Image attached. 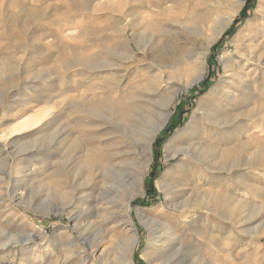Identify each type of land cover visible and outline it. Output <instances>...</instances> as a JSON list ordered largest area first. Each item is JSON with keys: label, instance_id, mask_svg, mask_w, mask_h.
Masks as SVG:
<instances>
[{"label": "rangeland", "instance_id": "1", "mask_svg": "<svg viewBox=\"0 0 264 264\" xmlns=\"http://www.w3.org/2000/svg\"><path fill=\"white\" fill-rule=\"evenodd\" d=\"M162 1L163 8H174L157 18L151 13L154 0H0V137L34 111L53 106L41 125L0 139V246L13 234L22 243H28L25 232L36 234L34 242L16 253L0 249V264H53L60 261L58 248L68 252L65 244L70 237L79 242L72 252L83 248L89 254L90 240L98 235L105 236L101 248L111 249L108 263L119 264L123 232L106 221L104 212L84 221L83 225L96 222L84 236L67 214L72 210L76 215L86 206L80 203L82 198L78 200L80 194L66 215L57 213L62 212L64 199L51 165L56 162L51 148L54 131L57 147L64 146L63 150L80 143V149L71 148L72 172L89 161L92 150H104L108 161L127 159L121 155L132 149L123 145L121 133L86 117L87 108L107 101L117 107L128 101L156 111L169 105L170 118L152 146L145 195L133 201L132 217L140 235L133 263L163 261L149 246V230L137 215L141 209L157 219L152 227L163 242L165 228L176 233V241L168 239L166 253L163 249L169 264H264V0H239L240 6L238 0ZM247 2L243 23L224 37ZM226 24L215 39V32ZM161 27L172 33L169 39ZM152 35L153 42L147 44ZM119 42L123 51H135L134 62L118 60ZM157 43L165 46L159 55L160 71L148 67L150 58L157 56ZM237 51L243 58L236 59ZM248 56L253 60L248 62ZM224 57L240 62H225ZM199 72L202 81L185 90ZM222 115L234 121L217 125L215 119ZM198 140L242 157L250 156L260 141L256 146L260 153L231 171L205 175L198 160L183 159L171 148V154L170 149L165 152L169 143L184 147ZM109 177L104 195L116 192L114 176ZM194 191L224 195L221 213L177 209ZM90 192L92 200L100 190ZM20 193L21 202L16 200ZM230 202L241 203L234 215ZM80 263L75 257L68 264Z\"/></svg>", "mask_w": 264, "mask_h": 264}, {"label": "bare ground", "instance_id": "2", "mask_svg": "<svg viewBox=\"0 0 264 264\" xmlns=\"http://www.w3.org/2000/svg\"><path fill=\"white\" fill-rule=\"evenodd\" d=\"M162 2H163L162 0H154V2L152 4L153 9L151 12L152 15H154V17H157V18L162 17L166 13V11L171 12L173 10V8H174L173 5L171 7H168V8H163L162 4H161ZM241 4H242V2L238 0L237 5L240 6ZM229 21H231V18L229 19ZM226 23H228V22H226ZM226 26H227V24L222 26L220 29H218L215 32V39L218 38L223 33ZM171 28H173V26H171ZM161 32H162V34L163 33L167 34L166 39H169L168 37L172 35V33L168 29L166 30L163 27H161ZM154 38H155L154 35L150 36L148 41H146L147 44L152 43ZM127 39L130 40L129 37H127ZM123 41H124V39H123ZM161 42L165 43L167 41H165V39H163ZM136 44L138 45V42H136ZM117 47H118V53H117L118 60H128V61L134 62L135 59H134L133 53H135V51L132 50L133 53L132 52L127 53V52L123 51L122 42H119L117 44ZM146 48H147V46L142 50H141V48H139V50H141L142 53H145ZM164 48H165V46L163 44H161V46H160V44L158 45V43H157L156 48H155L157 50V56H153L150 58V63L148 66L149 68H153L155 70L157 69L158 71H160L161 67H160L159 55H160L161 51L164 50ZM235 56H237L236 59L237 58L238 59L243 58L242 53H240L239 51L236 52ZM248 57H249L247 60L248 62L253 60L252 58H250V56H248ZM222 59L225 62H235V63L240 62V60L236 61V59H234V58H231L229 60V58L227 59L226 57H224ZM258 63H260V62H258ZM201 70H203V69H201ZM203 77H204L203 73L199 72L197 74V76L194 77L191 80V82L184 87V89L187 90V89L199 84L202 81ZM111 86L113 87V85H111ZM141 89H142V87H141ZM137 91H139V90H137ZM71 99H73V98H71ZM111 99H113V98H111ZM72 104H73V102H72ZM123 105L122 106L118 105V107H117L112 102H108V101H107V104H99L97 106H95L93 104V106L91 105V107H89V109L86 107L87 108L86 113L88 115L86 117H89L90 119H93V120L98 119V121L99 120L102 121L101 125H103V124L111 125L112 128H114L118 132H120L121 135L124 137L123 145L128 144L130 146V148L132 149L133 154H132V151H128V152H125L123 155H121L122 158L124 156H126L127 159L120 160V161H115V160L114 161H112V160L108 161V160H105L103 158L104 157L103 156L104 150L103 151L102 150H95V149H94L95 151L90 150L91 152H89L87 154V156L89 157V161L83 163V165H79L72 172V169L69 168L70 167L69 160L73 156V152H71V148H79L80 149V143H79V141L74 142V143L70 144L68 147H66L65 150H63V149H61V147L63 148L64 146H61L60 148L57 147L59 145L57 143L58 138H57L56 131H54L51 135V145H52L51 148H53L52 150H54V154H55L54 158L56 159L55 160L56 162H53L51 165H53V167H54V169H52V170H54L53 173L56 176V180H55L56 188L58 189V191L60 193L62 192L61 198L64 199V202L62 203L63 209L61 208L62 212L59 211L57 213L58 214L61 213V215H66V212L68 211V209L72 208L71 205L73 204L72 203L73 199L80 194L78 200L80 201L81 200L80 198H82L83 201L81 200L80 203L85 204L86 206H84L76 214L77 216L74 213H72V210H70L67 213L69 215V217L71 219H73L74 228L78 229V232L81 236L86 235L87 232H89V231L91 232V229L94 228L96 222L95 223L91 222L90 224L83 225L84 221H86L87 219H95L98 217L99 213L104 212L103 214H105L106 221H111V223H114V226H115L114 228H116V229L120 228L121 231L123 232V236H122L123 238L119 239V241H118L119 242L118 247L121 249V252H120L119 258L117 259V262L119 264H134L133 263V253L139 246L140 235L138 232V228L135 225L134 219L132 217L133 201L137 197H143L145 195L144 181H145V178H146V176L150 170V166H151L152 161H153L152 146L155 142L156 137L160 134V132L163 130V128L167 124V122L170 118V112L167 111L169 105H166V104L163 105V109H165V111H163V110L156 111V110H153L152 108L144 109L143 105H139L136 103L129 104L128 101H126V103H124ZM52 107L48 106V107H45L42 109H38V110L34 111L32 114H30L27 117H25L24 119H22L21 121L12 124L9 131L1 134L0 139L1 140L6 139L10 135H15V134H18L20 132L25 131L26 129L41 125L43 123V121L45 120V118L47 117L48 112L52 109ZM75 107H77V106H75ZM204 112H205V110H204ZM218 114H219V111H218ZM257 117H259V116H257ZM215 121H216L217 125L226 126V125H229L230 123H232L234 120H232V118H230V119L227 118L226 115L225 116L222 115L220 118L215 119ZM92 128H93V126H92ZM253 139L256 140L257 137H254ZM241 144H239V145H241ZM257 144H260V141H259V143L255 142L256 146H258ZM171 145H172V143L171 144L169 143L165 147L166 149L164 148L165 152L166 151L168 152V149L171 148L174 150V155H179L180 153H182L184 156L183 159L198 160L201 163L202 167L204 168L205 175H208L210 171L211 172L212 171H214V172L215 171H223V170L231 171V170L239 167L240 163H242L243 160L254 161L255 159H257L258 154L260 153L258 151L259 146L258 147L255 146V150H253V149L251 150V151H253V153L250 156L245 157V155H243L244 157H242V156H240V154H232L231 151L230 152L225 151V150L223 151L222 148H221L222 150H220V149L218 150L217 148H214L215 146H213V148H212V147H210L211 145H209L207 142H200L199 141V142H195L193 144H190L188 146L185 145L184 147H181L180 145L174 146L176 144H174L173 146H171ZM231 147H233V145ZM171 149L169 150L168 155H169ZM232 149H234V148H232ZM260 151H262V150H260ZM240 153H242V152H240ZM131 155L133 157H131L129 159V156H131ZM172 155H173V153H172ZM172 155H171V157H173ZM259 158H261V157H259ZM258 162H259V160H258ZM254 163H256V162H254ZM263 163H264V160H263ZM16 173H17V171H16ZM110 175L114 176L115 184L117 185L116 192L114 195H104V194H106V191H107V187H106L107 182L106 181L110 178L109 177ZM0 179H3V178L0 177ZM14 179H12V180H14ZM68 188L70 189L69 191L64 190V189H68ZM84 188H85V190H87L89 192L85 193V191H84V193H82V192L80 193V191H82L81 189L84 190ZM95 188L99 189L100 193L98 194V197L93 198L92 200H89L93 197V192H90V191L95 189ZM23 190H22V192H23ZM9 191H11V190H9ZM192 194H193V197L191 199H186L185 201H182V203L180 202V204L178 203L179 205L177 204L176 208L179 210L180 209L183 210V212L199 208V209H202L206 212H211V213L217 214V213H221V210L223 209V207L226 203V198L223 197L224 195L220 196L219 194H216L215 192H211V191L210 192H203V191L195 192L194 191V193H192ZM16 200H19L20 202L23 201L24 200V193L17 194ZM94 202H95V205L93 204ZM228 202H229V200H228ZM239 204H241V203H239V202L238 203H231V205H230L231 211L230 212L232 213L237 209V207L239 208V206H240ZM234 214H235V212L233 213V215ZM137 215H138L139 220L141 222H143L149 230V236H148L149 237V246L155 247L154 256L156 258H158V260H163L161 262H158V264H169L170 260H166V259L164 260L165 254H163V251L165 250L164 249L166 246L165 243L168 242V239H171V238L176 239L177 238V236L175 235L176 233H174V231L170 228H165L164 232H166V234L164 235V237H166L167 240L165 242H163L162 240L163 239L165 240V238H163L161 240L159 237H157L158 235L156 236V233L152 227V225L155 224V221L157 219L148 218L146 216V214L143 212V210H141V209H137ZM185 216H186V214H185ZM192 218H194V217H192ZM183 222L187 223L188 219L186 218L185 221H183ZM157 233H160V232H157ZM7 234H8V232H7ZM23 235L26 237V241L28 243H22V241L20 242L18 237H16V235L13 234V236L8 240V242H4L0 246V249L12 250L16 253L17 251H19V249H21L22 247H25V245L31 244L32 242H34V240H35L34 237H36V234H34L33 232H25V234H23ZM104 239H105V236L99 237V235L97 237H94L93 239H91L90 240L89 254H85L86 251H84L83 248L78 250V251L72 252L73 248H77L79 246V242L77 241L76 238L70 237V239H68V242L65 244L68 248L66 249L64 247L68 252H65V250L62 251L60 248H58L59 245H56V244L54 245L55 247H57L59 249L58 253L61 252V255L59 256L60 261L56 260L52 263L53 264H68L71 260H73L76 257V258L80 259V261H81L80 264H88L89 262H91V264H110V263H108V254H109L111 249H109V248L102 249L100 246L101 242ZM35 244H36V242H35ZM158 244H159V246H158ZM166 251L167 250H165L164 253H166ZM51 254H54L56 257L58 256L54 249L51 250ZM152 255H153V253H152ZM150 257H151V254H150ZM168 259H169V257H168Z\"/></svg>", "mask_w": 264, "mask_h": 264}, {"label": "trees", "instance_id": "3", "mask_svg": "<svg viewBox=\"0 0 264 264\" xmlns=\"http://www.w3.org/2000/svg\"><path fill=\"white\" fill-rule=\"evenodd\" d=\"M249 5H250V2H247V4H246V6L244 7L243 11H242L241 14L239 15V17L234 21V23L232 24L231 29L228 30V31L226 32V34L224 35V37L227 36V35H229V34H231V33H232V32L238 27V25H240V24L243 23L244 19L246 18V12H247V10H248V8H249ZM172 131H173V130H171L170 133H172ZM159 144H160V143H159ZM157 149H158V148H157ZM153 190H154V189H153ZM149 191H152V190H149Z\"/></svg>", "mask_w": 264, "mask_h": 264}]
</instances>
